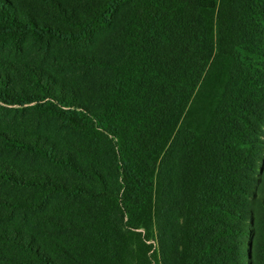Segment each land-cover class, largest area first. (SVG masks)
<instances>
[{
    "label": "trees",
    "instance_id": "16d2710c",
    "mask_svg": "<svg viewBox=\"0 0 264 264\" xmlns=\"http://www.w3.org/2000/svg\"><path fill=\"white\" fill-rule=\"evenodd\" d=\"M152 259L264 264V0H0V264Z\"/></svg>",
    "mask_w": 264,
    "mask_h": 264
},
{
    "label": "rangeland",
    "instance_id": "374dc122",
    "mask_svg": "<svg viewBox=\"0 0 264 264\" xmlns=\"http://www.w3.org/2000/svg\"><path fill=\"white\" fill-rule=\"evenodd\" d=\"M148 245L153 246L152 252L148 254V256H150L153 252L156 254L157 258L156 260L158 261L159 255L158 253L160 252L159 250V246H158V237H157V233L153 231L152 233V239L149 240ZM151 264H156V261L154 259H152V261L150 262Z\"/></svg>",
    "mask_w": 264,
    "mask_h": 264
}]
</instances>
